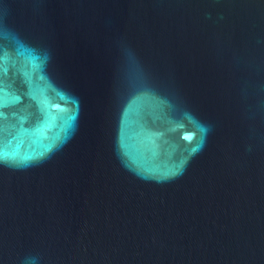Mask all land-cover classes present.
<instances>
[{"label":"water","instance_id":"95a60500","mask_svg":"<svg viewBox=\"0 0 264 264\" xmlns=\"http://www.w3.org/2000/svg\"><path fill=\"white\" fill-rule=\"evenodd\" d=\"M264 264V0H0V264Z\"/></svg>","mask_w":264,"mask_h":264},{"label":"clouds","instance_id":"9594fccd","mask_svg":"<svg viewBox=\"0 0 264 264\" xmlns=\"http://www.w3.org/2000/svg\"><path fill=\"white\" fill-rule=\"evenodd\" d=\"M23 264H36L35 259H25V261L23 262Z\"/></svg>","mask_w":264,"mask_h":264}]
</instances>
